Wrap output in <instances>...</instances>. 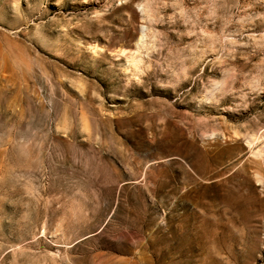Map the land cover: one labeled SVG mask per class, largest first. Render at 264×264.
Masks as SVG:
<instances>
[{
  "label": "rangeland",
  "instance_id": "374dc122",
  "mask_svg": "<svg viewBox=\"0 0 264 264\" xmlns=\"http://www.w3.org/2000/svg\"><path fill=\"white\" fill-rule=\"evenodd\" d=\"M0 264H264V0H0Z\"/></svg>",
  "mask_w": 264,
  "mask_h": 264
}]
</instances>
